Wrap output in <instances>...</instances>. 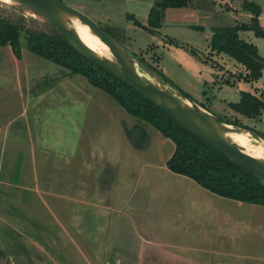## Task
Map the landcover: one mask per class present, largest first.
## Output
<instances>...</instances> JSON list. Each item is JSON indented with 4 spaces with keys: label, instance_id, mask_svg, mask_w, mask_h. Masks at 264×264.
Wrapping results in <instances>:
<instances>
[{
    "label": "rangeland",
    "instance_id": "obj_1",
    "mask_svg": "<svg viewBox=\"0 0 264 264\" xmlns=\"http://www.w3.org/2000/svg\"><path fill=\"white\" fill-rule=\"evenodd\" d=\"M60 1L110 31L125 59L134 62L133 54L153 74L134 62L136 69L161 88L210 117L236 119L264 134V112L250 119L227 107L239 91L264 99V66L248 83L235 77L238 66L228 55L204 61L213 28L249 22L241 0L164 8L152 31L125 15L146 25L154 0ZM0 16L22 18L34 30L50 28L16 2H0ZM260 25L264 32V19ZM238 34L264 60V37ZM19 41L18 61L0 47V264H264V210L170 172L168 139L83 76H65L28 52L22 36ZM107 57L113 61L109 51ZM225 125L245 132L264 159L261 138ZM32 169L40 194L24 189L32 185Z\"/></svg>",
    "mask_w": 264,
    "mask_h": 264
},
{
    "label": "trees",
    "instance_id": "obj_2",
    "mask_svg": "<svg viewBox=\"0 0 264 264\" xmlns=\"http://www.w3.org/2000/svg\"><path fill=\"white\" fill-rule=\"evenodd\" d=\"M188 2L189 0H154L147 13L146 25H140L132 14L125 16L134 25L152 31L160 26L162 9L183 7ZM18 6L24 7L21 4ZM241 8L251 14L249 22L213 28L208 40L209 55L204 61L212 62L210 55L224 53L238 66L235 77L251 83L260 77L264 60L251 43L239 38L238 33L251 30L255 36L264 37V32L258 22L259 6L253 1L241 0ZM44 22L50 28L39 31L24 26L22 18L0 16V46H7L13 57L19 59V40L22 36L28 52L66 70L65 76H83L89 85L109 95L125 113L149 124L163 138L168 139L173 144L172 151L165 160V166L170 172L185 176L220 197L264 206V183L256 175L187 132L122 80L80 55L56 27L46 20ZM101 29L115 37L110 31ZM154 71L164 82H168L161 72ZM175 89L182 98L195 103L182 90ZM193 107L196 108L194 105ZM227 107L237 115L258 119L264 112V99L261 94L239 91V99L236 102H227ZM213 119L254 132L264 140V134L242 125L236 119L225 116H215Z\"/></svg>",
    "mask_w": 264,
    "mask_h": 264
},
{
    "label": "water",
    "instance_id": "obj_3",
    "mask_svg": "<svg viewBox=\"0 0 264 264\" xmlns=\"http://www.w3.org/2000/svg\"><path fill=\"white\" fill-rule=\"evenodd\" d=\"M30 9L35 14L56 27L67 39L69 44L83 57L94 62L101 68L112 73L130 88L168 115L173 121L187 132L225 154L239 166L252 172L264 183V161L256 159L243 152L237 145L232 144L221 136L219 129L223 123L199 109L190 106L184 100L171 92L143 79L130 66L129 60L122 55L118 41L103 31L90 17L59 0H11ZM69 14L85 24L89 31L96 36L111 53L113 61L103 59L89 50L77 38L76 34L60 19V14ZM129 57L144 71L153 72L141 63L133 54ZM264 141V140H263Z\"/></svg>",
    "mask_w": 264,
    "mask_h": 264
},
{
    "label": "bare ground",
    "instance_id": "obj_4",
    "mask_svg": "<svg viewBox=\"0 0 264 264\" xmlns=\"http://www.w3.org/2000/svg\"><path fill=\"white\" fill-rule=\"evenodd\" d=\"M2 3H11L13 1L11 0H0ZM14 3V2H13ZM8 5V4H7ZM60 19L62 22L66 24V21L70 20L72 22L71 26H68L70 29L73 30V32L76 34L77 38L87 47L89 50H91L93 53H95L97 56L108 60V49L107 47L96 37L94 36L88 29V27L81 23L77 18L69 15V14H60ZM130 66L133 68V70L142 77L143 79H146L150 83H154V85H157L155 81H152L148 78V75H144L140 73L136 67L134 62H130ZM219 132L221 136H223L226 140H230L232 143H235L243 152L246 154L256 158L261 159L264 161L263 157L260 155V146L255 144H250L247 142V138L245 136V132H240L233 130L232 127L228 125H221Z\"/></svg>",
    "mask_w": 264,
    "mask_h": 264
},
{
    "label": "crops",
    "instance_id": "obj_5",
    "mask_svg": "<svg viewBox=\"0 0 264 264\" xmlns=\"http://www.w3.org/2000/svg\"><path fill=\"white\" fill-rule=\"evenodd\" d=\"M250 1H253V2H255L258 6H259V8H260V11H259V15H258V22H259V25H260V21L262 20V19H264V0H250ZM240 6H241V3H240ZM241 10H243L242 8H241ZM244 11V10H243ZM248 13V12H247ZM249 15L251 16V14L249 13ZM250 16H249V18H250ZM260 27H261V25H260ZM0 47H4V46H0ZM7 52H9V55H10V50L9 51H7ZM12 55V54H11ZM13 56V55H12ZM9 59V58H8ZM15 60H17L18 61V59H16L15 58ZM9 62H10V60H9ZM39 94H41V92H39V93H37V95H39ZM256 95V94H255ZM35 96H36V94H35ZM1 110V109H0ZM1 112V111H0ZM168 158V157H167ZM166 158V159H167ZM165 159V160H166ZM164 163H165V161H164ZM34 169V168H33ZM33 169L32 170H30V172H29V174H28V176L30 177L29 179H31V183H32V185L30 186V187H28V188H24L25 190H27V191H29V192H32L33 194H37V189H36V175H35V172L33 171ZM39 192V191H38ZM39 194H40V192H39ZM36 198V197H35ZM249 204V203H248ZM252 205H254L256 208H258V209H262V210H264V206H262V205H256V204H252Z\"/></svg>",
    "mask_w": 264,
    "mask_h": 264
}]
</instances>
